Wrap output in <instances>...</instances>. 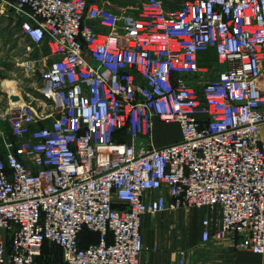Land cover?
I'll list each match as a JSON object with an SVG mask.
<instances>
[{
    "label": "built area",
    "instance_id": "built-area-1",
    "mask_svg": "<svg viewBox=\"0 0 264 264\" xmlns=\"http://www.w3.org/2000/svg\"><path fill=\"white\" fill-rule=\"evenodd\" d=\"M9 10L54 58L50 108L0 111V264H141L144 216L182 207L220 214L203 241L264 257V0H0ZM209 49L224 68L202 80ZM155 117L181 138L156 147ZM86 228L98 243L82 246Z\"/></svg>",
    "mask_w": 264,
    "mask_h": 264
},
{
    "label": "crops",
    "instance_id": "crops-1",
    "mask_svg": "<svg viewBox=\"0 0 264 264\" xmlns=\"http://www.w3.org/2000/svg\"><path fill=\"white\" fill-rule=\"evenodd\" d=\"M218 63L214 49L200 52L198 61L200 66L211 68L208 62ZM222 70L219 68L215 74ZM154 118L153 143L155 140L156 122ZM171 127L163 130L165 142L154 143L161 147L181 138L178 123H168ZM172 130V131H171ZM129 141V139L126 138ZM155 192L150 195L155 196ZM197 212L199 215H196ZM211 218L212 228L220 222V214L207 207H182L175 210H165L158 213H147L143 218V239L146 249L140 255L141 264H170L175 261L182 251L186 252L187 264H264V257L247 249H237L231 238L212 237L208 241L202 240V221Z\"/></svg>",
    "mask_w": 264,
    "mask_h": 264
},
{
    "label": "rangeland",
    "instance_id": "rangeland-1",
    "mask_svg": "<svg viewBox=\"0 0 264 264\" xmlns=\"http://www.w3.org/2000/svg\"><path fill=\"white\" fill-rule=\"evenodd\" d=\"M144 0H114L115 4L128 10H138ZM180 0H165L166 7H175ZM54 57L45 46H34L20 27L15 11L0 13V111L5 112L11 104L29 103L51 107L39 91L40 71ZM46 59V60H45ZM215 60L208 62L211 67L201 75L202 80L214 78L215 72L224 66ZM154 143H162L163 130L171 127L162 120H157ZM0 129L9 132L7 123L0 121ZM172 131V130H171ZM196 215H199L197 212Z\"/></svg>",
    "mask_w": 264,
    "mask_h": 264
},
{
    "label": "trees",
    "instance_id": "trees-1",
    "mask_svg": "<svg viewBox=\"0 0 264 264\" xmlns=\"http://www.w3.org/2000/svg\"><path fill=\"white\" fill-rule=\"evenodd\" d=\"M109 240H111V238H109ZM98 242H99V234L97 232L91 231L86 228L81 233L82 246L88 245L90 243H98ZM44 250L47 252L46 253L47 255L52 254V257H53L52 260H49L48 258L46 259L48 263L52 262L54 259L55 260L61 259V249L58 246L47 244Z\"/></svg>",
    "mask_w": 264,
    "mask_h": 264
}]
</instances>
